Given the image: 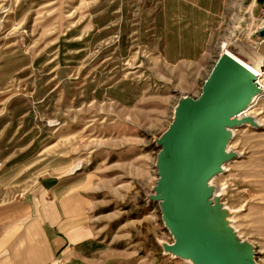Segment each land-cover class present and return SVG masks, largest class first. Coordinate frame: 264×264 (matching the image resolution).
Here are the masks:
<instances>
[{
	"label": "rangeland",
	"instance_id": "obj_1",
	"mask_svg": "<svg viewBox=\"0 0 264 264\" xmlns=\"http://www.w3.org/2000/svg\"><path fill=\"white\" fill-rule=\"evenodd\" d=\"M184 1L0 0V201L67 180L81 231L74 264H189L163 254L157 242L171 236L145 201L154 138L180 96L199 97L223 42L262 61L264 85V0H211L210 17ZM245 113L264 124V92ZM233 132L239 157L212 183L264 264V126Z\"/></svg>",
	"mask_w": 264,
	"mask_h": 264
},
{
	"label": "water",
	"instance_id": "obj_2",
	"mask_svg": "<svg viewBox=\"0 0 264 264\" xmlns=\"http://www.w3.org/2000/svg\"><path fill=\"white\" fill-rule=\"evenodd\" d=\"M256 33L264 37V27ZM263 92L257 75L224 51L199 97L178 98L170 123L154 138L156 180L145 193L172 239L157 242L163 254L189 264H260L254 246L233 227L234 210L225 206L224 190L217 194L212 179L239 157L228 147L234 129L264 126L245 113Z\"/></svg>",
	"mask_w": 264,
	"mask_h": 264
},
{
	"label": "crops",
	"instance_id": "obj_3",
	"mask_svg": "<svg viewBox=\"0 0 264 264\" xmlns=\"http://www.w3.org/2000/svg\"><path fill=\"white\" fill-rule=\"evenodd\" d=\"M203 1L205 6L195 2L205 7V17L218 11L211 9V0ZM67 183L44 178L21 197L0 201V264H74L72 249L80 242L81 231L78 199Z\"/></svg>",
	"mask_w": 264,
	"mask_h": 264
},
{
	"label": "bare ground",
	"instance_id": "obj_4",
	"mask_svg": "<svg viewBox=\"0 0 264 264\" xmlns=\"http://www.w3.org/2000/svg\"><path fill=\"white\" fill-rule=\"evenodd\" d=\"M262 27H264V24L260 27V28H262ZM259 28V29H260ZM226 43L225 42H223L222 43V51L224 52V51H226V52H229L231 55H233L228 49H227V47H226ZM233 56H235V55H233ZM236 57V56H235ZM238 58V57H237ZM239 59V58H238ZM242 63H244L246 66H248L256 75H259V74H261V72L259 73L258 71H259V67H258V64H259V62H262V61H258V62H256L254 65H249V64H247V63H245V62H243L241 59H239ZM262 76V75H261ZM260 76V77H261ZM258 78V77H257ZM257 83H258V85L262 88V89H264V85L262 84V82H260V80H259V78L257 79ZM229 147V146H228ZM216 193L217 194H219V192H217L216 191Z\"/></svg>",
	"mask_w": 264,
	"mask_h": 264
},
{
	"label": "trees",
	"instance_id": "obj_5",
	"mask_svg": "<svg viewBox=\"0 0 264 264\" xmlns=\"http://www.w3.org/2000/svg\"><path fill=\"white\" fill-rule=\"evenodd\" d=\"M259 1V0H258Z\"/></svg>",
	"mask_w": 264,
	"mask_h": 264
}]
</instances>
